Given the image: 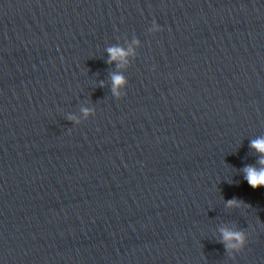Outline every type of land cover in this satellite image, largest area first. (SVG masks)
Listing matches in <instances>:
<instances>
[{
    "label": "clouds",
    "instance_id": "1",
    "mask_svg": "<svg viewBox=\"0 0 264 264\" xmlns=\"http://www.w3.org/2000/svg\"><path fill=\"white\" fill-rule=\"evenodd\" d=\"M149 31L155 33L161 31V29L155 23V21H153ZM132 43L139 44V40L133 39ZM106 51L109 55L107 63L110 65L115 63L117 69H121L126 64H128V57L135 54L134 49L131 46L126 49L120 45H112L108 47ZM110 78L112 95L119 100L126 94L124 91L121 92V89L126 88L128 80L119 71L112 72L110 74ZM101 86H103V84H101ZM81 112L83 113L84 117L87 118L90 114L93 113V110L85 107L81 109ZM68 119L75 120L77 124L80 123V121L74 115H69ZM250 148L258 153L257 162L255 165H246L242 171L244 174V179L247 181L249 186H251L253 189H258L264 187V137H257L251 140ZM225 202L226 207L229 209L240 208L242 206L248 205L237 198H232L226 200ZM220 231V243L224 245L225 251L232 257L235 253L241 252L248 243L247 234L243 230H231L225 227Z\"/></svg>",
    "mask_w": 264,
    "mask_h": 264
}]
</instances>
